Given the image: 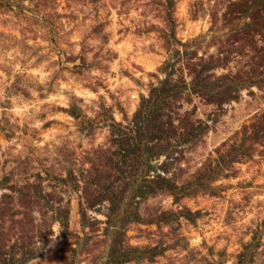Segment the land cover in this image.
Returning <instances> with one entry per match:
<instances>
[{"label":"rangeland","instance_id":"rangeland-1","mask_svg":"<svg viewBox=\"0 0 264 264\" xmlns=\"http://www.w3.org/2000/svg\"><path fill=\"white\" fill-rule=\"evenodd\" d=\"M0 264H264V0H0Z\"/></svg>","mask_w":264,"mask_h":264},{"label":"trees","instance_id":"trees-1","mask_svg":"<svg viewBox=\"0 0 264 264\" xmlns=\"http://www.w3.org/2000/svg\"><path fill=\"white\" fill-rule=\"evenodd\" d=\"M165 84L166 82L163 83V85ZM155 91L157 94H154V91L151 92L150 101H143L141 109L134 114L132 120H129L131 126L129 124L116 125L117 129L112 133L114 140L111 142L112 147L117 148L114 151L115 156H121L124 159L130 157L138 159V157L145 158L148 155H158V147L169 146L173 139H177L176 126L173 125L171 117L164 115L166 113L165 108H161L166 102L164 99L166 90L155 89ZM140 112L144 113L138 114ZM171 138L173 139L171 140ZM95 156L96 160L99 158L103 166L111 165L110 169L119 173V167L113 163L111 157L113 154L109 153V150L101 147ZM96 160H93L91 168L94 172L96 171Z\"/></svg>","mask_w":264,"mask_h":264},{"label":"clouds","instance_id":"clouds-1","mask_svg":"<svg viewBox=\"0 0 264 264\" xmlns=\"http://www.w3.org/2000/svg\"><path fill=\"white\" fill-rule=\"evenodd\" d=\"M16 111H17V112H20V111H22V110H21V109H16Z\"/></svg>","mask_w":264,"mask_h":264}]
</instances>
